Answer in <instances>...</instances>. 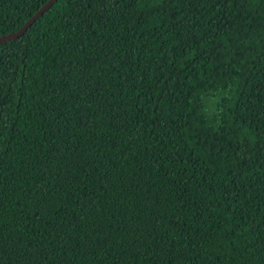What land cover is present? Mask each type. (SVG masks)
<instances>
[{
	"label": "trees",
	"instance_id": "trees-1",
	"mask_svg": "<svg viewBox=\"0 0 264 264\" xmlns=\"http://www.w3.org/2000/svg\"><path fill=\"white\" fill-rule=\"evenodd\" d=\"M0 264H264V0H56L1 43Z\"/></svg>",
	"mask_w": 264,
	"mask_h": 264
},
{
	"label": "water",
	"instance_id": "water-1",
	"mask_svg": "<svg viewBox=\"0 0 264 264\" xmlns=\"http://www.w3.org/2000/svg\"><path fill=\"white\" fill-rule=\"evenodd\" d=\"M56 0H48L46 3H44L26 22L25 24L16 32L14 33H10V34H7V35H4L2 37H0V44L7 41V40H10V39H13V38H16L18 36H20L28 27L29 25L37 18L39 17L47 8H49V6L54 3Z\"/></svg>",
	"mask_w": 264,
	"mask_h": 264
}]
</instances>
